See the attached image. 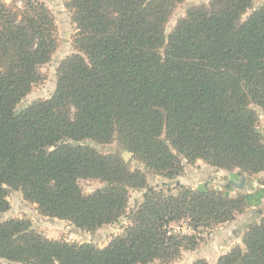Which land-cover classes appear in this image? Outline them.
<instances>
[{
    "label": "trees",
    "instance_id": "16d2710c",
    "mask_svg": "<svg viewBox=\"0 0 264 264\" xmlns=\"http://www.w3.org/2000/svg\"><path fill=\"white\" fill-rule=\"evenodd\" d=\"M0 2V213L8 188L42 215L95 231L125 217L103 247L48 239L23 218L0 221V260L16 264L170 262L192 249L202 229L233 219L246 197L175 183L148 186L118 153L84 143L116 141L166 179L182 159L248 174L264 171V3L210 0L187 8L168 34L180 0H69L74 52L56 70L55 89L19 111L56 47L51 10L38 0ZM81 179L103 186L85 194ZM144 188L127 211L128 189ZM186 221L193 233L183 232ZM243 246L216 264H264V216L249 223ZM0 261V264H5ZM192 264H207L197 259Z\"/></svg>",
    "mask_w": 264,
    "mask_h": 264
},
{
    "label": "rangeland",
    "instance_id": "374dc122",
    "mask_svg": "<svg viewBox=\"0 0 264 264\" xmlns=\"http://www.w3.org/2000/svg\"><path fill=\"white\" fill-rule=\"evenodd\" d=\"M44 3L53 13L55 19L56 47L50 60L40 66L39 71L42 79L34 84L30 92L17 104L16 111H19L32 101L39 98H48L55 89L56 70L59 62L66 56L73 53L74 46L72 36L75 31L74 23L71 19V11L66 7L69 0H38ZM210 0H180L172 10L168 21L165 24V34H168L174 27L176 21L183 17L187 8L192 5L208 4ZM9 4L12 0H0ZM20 6V0L16 1ZM264 3V0H253L252 6L246 10L241 19L244 20L252 10ZM254 109L256 119V129L264 135V112L256 105L251 104ZM102 153H118L123 160L134 168H140L146 176L148 186L170 188L175 192V183L179 182L192 188H212L222 191L229 198L246 197L245 205L241 212H237L233 219L220 223L211 229H202L199 233L200 240L192 249H182L180 255L170 262H163L155 259L146 264H192L197 259H204L207 264H216L218 258L230 251L235 246L242 247V236L246 226L264 216V171L254 174L243 172L239 168L231 170L221 169L211 166L201 159L188 162L182 159L183 170L174 179H166L163 176L147 169L142 162L134 159L132 154L123 149L116 141L106 144H98L92 140H84ZM244 177L241 187L240 181ZM79 185L85 194L91 193L96 188L104 185L99 179H81ZM144 188H129L127 211L140 203L143 199ZM7 200L9 209L0 213V221L11 218H23L31 222V227L48 239H61L67 242H88L97 247L105 246L110 238L121 231V226L126 223L125 217H121L117 222L105 224L95 231H87L74 226L67 220L42 215L35 203L23 198L20 190L8 188ZM183 232L193 233L186 221L178 223ZM3 262L2 260H0ZM5 264H16L7 263Z\"/></svg>",
    "mask_w": 264,
    "mask_h": 264
},
{
    "label": "water",
    "instance_id": "95a60500",
    "mask_svg": "<svg viewBox=\"0 0 264 264\" xmlns=\"http://www.w3.org/2000/svg\"><path fill=\"white\" fill-rule=\"evenodd\" d=\"M244 183V177H242L241 181H240V184H237L238 187H241Z\"/></svg>",
    "mask_w": 264,
    "mask_h": 264
}]
</instances>
